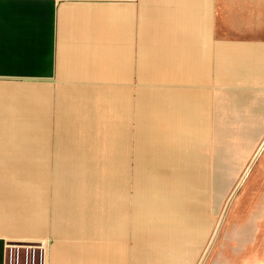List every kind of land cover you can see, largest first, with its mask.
<instances>
[{"label":"crops","instance_id":"0c3cea01","mask_svg":"<svg viewBox=\"0 0 264 264\" xmlns=\"http://www.w3.org/2000/svg\"><path fill=\"white\" fill-rule=\"evenodd\" d=\"M164 69L178 82H147ZM133 70L135 103L127 89ZM253 79L264 81V0H0V264L5 242L45 235L53 124L51 263L65 264L68 254L72 264H120L112 248L68 247L62 239L122 238L129 224L138 242L153 238L152 263L156 247L177 250L193 206L175 184L191 182L197 168L152 130H207L206 86L222 83L239 103L245 89H232L235 80ZM133 107L140 175L131 222L125 177ZM91 130H106L104 173L94 168L100 154L89 146ZM163 160L165 171L155 163ZM145 255L137 248L133 260Z\"/></svg>","mask_w":264,"mask_h":264},{"label":"rangeland","instance_id":"374dc122","mask_svg":"<svg viewBox=\"0 0 264 264\" xmlns=\"http://www.w3.org/2000/svg\"><path fill=\"white\" fill-rule=\"evenodd\" d=\"M157 73L155 77H149L147 82H178L173 80L172 69L158 70ZM131 82L132 85L127 89L135 103L137 86L134 84L138 82L135 70L132 71ZM235 83L238 88L232 89H245V93L240 95L242 101L239 103L231 101L238 95L224 93L222 89L226 88H223L222 83L206 86L209 103L205 113L207 130H152L173 142L178 159L183 165L197 168L191 182L178 181L175 184L174 193L193 206L191 227L185 228L176 241L177 251L181 255L177 259L180 264H264V81L253 79L244 83L243 80H235ZM150 112L152 110L149 108ZM159 124L166 128L164 121L161 120ZM55 131L53 124L49 132L52 149L45 151V156H48L51 163L47 162L50 171L46 174L51 177H48L42 198L47 220L44 226L45 235L21 241L44 243L47 247V264H52L51 246L56 242L51 233V216L54 217L52 206ZM91 131V135H88L89 146L100 154L99 158L92 160L96 165L94 168L104 173L107 166L102 154L106 152V130ZM126 131L128 158L125 193L130 201L127 218L132 222L135 212L133 200L139 188L140 175L137 164L138 127L134 107L126 120ZM33 158L37 160L35 156ZM144 163L146 165L149 161L146 159ZM155 163L162 171L168 168L167 160ZM20 170L26 172L25 168ZM18 178L27 181L28 177L23 175ZM4 184L10 186L11 183ZM102 191L100 186H96L93 196H99ZM105 211L106 207L99 208V212ZM63 242L68 247L72 243L78 247L79 243H86L90 247H109L121 258L120 264H133L135 250L150 249L153 238L144 236L138 242L132 224H129L122 238H108L97 234L77 235L63 238ZM69 257L67 254L65 264L73 263Z\"/></svg>","mask_w":264,"mask_h":264},{"label":"built area","instance_id":"2783aa9c","mask_svg":"<svg viewBox=\"0 0 264 264\" xmlns=\"http://www.w3.org/2000/svg\"><path fill=\"white\" fill-rule=\"evenodd\" d=\"M3 264H47V247L41 242L7 241Z\"/></svg>","mask_w":264,"mask_h":264},{"label":"bare ground","instance_id":"6f19581e","mask_svg":"<svg viewBox=\"0 0 264 264\" xmlns=\"http://www.w3.org/2000/svg\"><path fill=\"white\" fill-rule=\"evenodd\" d=\"M187 222V220H186ZM185 224V225H184ZM184 229L187 228L188 224L185 223V220L183 222ZM183 232V227L180 231V236ZM153 247H151L148 250H145V257L142 258V260L135 261L133 260V264H180V261H177V259L181 258L180 253H178L175 249H169L168 247L159 246L156 247L157 253L159 254V259L154 260V263H152V260H150L151 253H152Z\"/></svg>","mask_w":264,"mask_h":264}]
</instances>
